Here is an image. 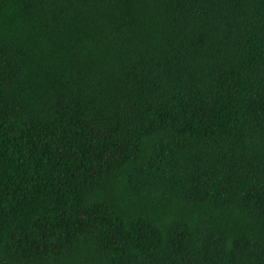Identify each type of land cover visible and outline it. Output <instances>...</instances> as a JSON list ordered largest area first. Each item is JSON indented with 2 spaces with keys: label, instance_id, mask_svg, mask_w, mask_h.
Masks as SVG:
<instances>
[{
  "label": "trees",
  "instance_id": "obj_1",
  "mask_svg": "<svg viewBox=\"0 0 264 264\" xmlns=\"http://www.w3.org/2000/svg\"><path fill=\"white\" fill-rule=\"evenodd\" d=\"M0 264H264V0H0Z\"/></svg>",
  "mask_w": 264,
  "mask_h": 264
}]
</instances>
